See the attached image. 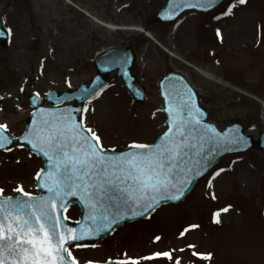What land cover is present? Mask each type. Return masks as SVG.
I'll use <instances>...</instances> for the list:
<instances>
[{"label":"rangeland","instance_id":"rangeland-1","mask_svg":"<svg viewBox=\"0 0 264 264\" xmlns=\"http://www.w3.org/2000/svg\"><path fill=\"white\" fill-rule=\"evenodd\" d=\"M163 1L0 0L9 35L0 44V124L8 134L23 133L32 110L29 94L44 97L89 82L98 52L130 47L143 103L116 79L82 112L85 127L105 150L151 143L165 129L157 81L167 71L181 72L194 86L218 129L239 117L248 123L246 133L257 138L264 130V0H223L208 13L187 11L171 23L150 26L153 41L137 27L147 29ZM9 148L0 150L3 194H15L18 186L38 193L41 159L16 141ZM65 214L75 220L78 208L72 205ZM69 251L78 263L116 258L126 264H264V151L221 156L183 200L121 224L98 248ZM157 252L170 255L147 258Z\"/></svg>","mask_w":264,"mask_h":264},{"label":"snow or ice","instance_id":"snow-or-ice-1","mask_svg":"<svg viewBox=\"0 0 264 264\" xmlns=\"http://www.w3.org/2000/svg\"><path fill=\"white\" fill-rule=\"evenodd\" d=\"M176 100V96L170 95L169 128L163 133L161 143L146 145L133 141L128 150L118 155L109 156L96 132L86 128L79 118L73 123L70 113L42 120L16 138L47 158L48 168L37 173L38 182L45 177L40 186L47 189V195L34 196L18 186L17 195L5 196L0 189V264H77L67 244L82 239L84 230L77 232L64 224L59 215H53L68 196L79 195L89 211L88 218L93 220L105 201L146 205L147 213L165 198L177 199L178 196L167 193L172 189L181 191L174 181L177 170L195 147L189 143L190 129L195 130L199 121L187 104L177 105ZM185 112L188 119L182 115ZM4 129L6 125L0 124V149L10 151L7 144L13 140L3 134ZM106 226L102 224L95 231ZM169 255L157 252L147 258Z\"/></svg>","mask_w":264,"mask_h":264},{"label":"water","instance_id":"water-1","mask_svg":"<svg viewBox=\"0 0 264 264\" xmlns=\"http://www.w3.org/2000/svg\"><path fill=\"white\" fill-rule=\"evenodd\" d=\"M221 1L223 0H214V2L210 4L208 0H166L161 9L152 14L149 18V22L150 25L169 23L185 9L208 11L218 5ZM197 4L202 6L197 7ZM7 41L8 35L2 28L0 20V42L2 45H6ZM134 61L135 53L132 48L125 47L122 49H116L110 47L106 50H102L93 58L95 75L91 78L89 85L83 82L77 88L67 89L62 92L51 90L46 94L44 99L40 98L37 94L32 93L28 97V101L34 109L26 122L27 127L23 135L26 134L28 129L36 127L40 121L48 120L51 117L63 116L70 113L72 122L75 123L77 118L80 119L81 117L84 103L95 97L97 93L107 87L110 81L115 80L118 77H121L123 86L128 90L131 96L137 102H143L144 95L135 84L136 79L132 73ZM113 71H115V74L109 77V74ZM158 89L163 101L161 110L166 115V129L156 138L155 142L148 145L161 143L164 139L163 133L169 128V112L172 107L169 103L170 95L177 97V105L187 104L188 107L192 109L193 114L198 117L199 123L196 124L195 130L190 129L189 143L195 147H193L191 155L186 157V161L181 166V169L177 170L176 180L174 181L176 187L180 188L181 191L177 192L175 189H172L167 193V196H178V198L174 200L165 198L156 206L166 202H179L183 200L195 182L203 174L209 171L222 155L242 152L251 148H257L264 151V130L259 132V138L254 139L252 135L245 134V130H247L248 126L242 118H231L229 120L230 124L225 125L222 130L217 129L212 122H208L207 110L200 104L195 89L190 85L182 73L177 71L166 72L158 81ZM89 93L91 95H88ZM70 101H73V104L62 106L63 103ZM43 102H50L54 107H44L41 105ZM182 115H184L185 119H188L186 112L182 113ZM2 132L4 135L11 138L13 142L16 141V138L10 137L5 130H2ZM205 133H207V136H205ZM208 137H211V139H208ZM238 138L243 139L239 140ZM18 142L25 144L42 159V169L48 168V160L42 153L37 149H33L32 146L24 140L18 139ZM10 145L11 143L7 144V147ZM126 150H128V148L123 151ZM132 150L135 151V149ZM120 152L107 151L109 156L118 155ZM44 181L45 177L42 176L38 182L36 176V188L40 189L42 193L34 196L47 195V189L40 186ZM181 185H186V187L181 188ZM71 203H76L80 209V218L74 223L67 222L64 217V210ZM145 207L146 205L142 207L140 205H125L118 201H105L99 211L95 214L96 219L93 220L92 218H88L89 211L82 203L79 195H77L66 197L62 202V208L53 212V215H59L64 224L71 229H75L77 232H81V229L84 230V232L81 233L82 239L70 241L67 245L76 243L96 244L120 224L134 219L147 217L155 208L154 207L152 210L145 213ZM104 217H106V220ZM102 224H106L107 226L96 232L95 230L101 227ZM89 231H92L94 234H84ZM104 264H117V262L107 261Z\"/></svg>","mask_w":264,"mask_h":264},{"label":"bare ground","instance_id":"bare-ground-1","mask_svg":"<svg viewBox=\"0 0 264 264\" xmlns=\"http://www.w3.org/2000/svg\"><path fill=\"white\" fill-rule=\"evenodd\" d=\"M110 27H108L109 29H119V27H114L112 24H110L109 25ZM137 30L138 31H140V32H143L147 37H150L153 41H156V39L154 38V36L150 33L149 34V32H147V31H145L144 30V28L141 26V27H137ZM168 53H171V51L170 50H167V49H165ZM172 54V53H171ZM173 56H177V54H172ZM180 57V56H179ZM182 58V57H181ZM183 59V58H182ZM198 72H200V74L201 75H203V76H205L206 78H210V79H212V74H210L208 71H206V70H204V69H202V68H200L199 70H198ZM214 77V76H213ZM218 81V80H217ZM227 83V82H226ZM260 103H261V105H262V107H263V109H264V100H262V102L260 101ZM263 117H264V110H263Z\"/></svg>","mask_w":264,"mask_h":264},{"label":"flooded vegetation","instance_id":"flooded-vegetation-1","mask_svg":"<svg viewBox=\"0 0 264 264\" xmlns=\"http://www.w3.org/2000/svg\"><path fill=\"white\" fill-rule=\"evenodd\" d=\"M95 260H100V259H95Z\"/></svg>","mask_w":264,"mask_h":264}]
</instances>
